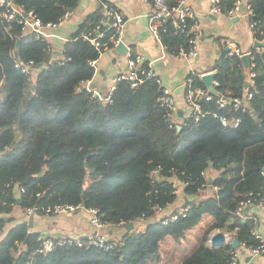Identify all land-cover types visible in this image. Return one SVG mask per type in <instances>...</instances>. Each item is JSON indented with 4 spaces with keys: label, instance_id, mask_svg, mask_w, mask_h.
Wrapping results in <instances>:
<instances>
[{
    "label": "trees",
    "instance_id": "16d2710c",
    "mask_svg": "<svg viewBox=\"0 0 264 264\" xmlns=\"http://www.w3.org/2000/svg\"><path fill=\"white\" fill-rule=\"evenodd\" d=\"M166 1L176 5L179 0ZM235 1L220 0L221 13L226 15ZM14 2L46 25L57 24L78 0ZM241 3L250 10L254 38L264 43V0ZM20 18L5 22L0 16V231L12 219L15 204L33 206L39 213L48 204L84 202L85 209H97L105 224L148 221L140 231L125 228L113 250L66 244L47 252L38 250L40 234L28 232L20 222L0 238V264H155L166 237L179 243L207 216L212 223L178 264H227L230 244L208 245L213 229L246 246L259 242L254 221L234 210L245 201L259 204L264 192V48L250 51L248 67L224 50L213 66L219 94L251 93L248 109L233 112L240 117L237 126L222 125L213 114L225 111L214 100L201 99L198 120L177 129L169 123L162 87L153 77L131 87L128 79L117 76L105 104L87 92L84 83L95 73L90 61L101 52L80 37L81 29L100 24L104 40L113 34L98 17L89 24L85 17L64 41L59 58L44 37L23 29ZM191 24L175 32L170 21L161 23L160 43L166 52L177 55L193 46ZM28 61L29 71L16 66ZM147 65L142 60L139 67ZM187 77L205 89L196 71ZM206 170H215L210 185L202 174ZM179 185L187 197L182 211L168 223L156 220L155 209L173 203ZM205 188V196L196 199Z\"/></svg>",
    "mask_w": 264,
    "mask_h": 264
},
{
    "label": "crops",
    "instance_id": "0c3cea01",
    "mask_svg": "<svg viewBox=\"0 0 264 264\" xmlns=\"http://www.w3.org/2000/svg\"><path fill=\"white\" fill-rule=\"evenodd\" d=\"M104 1L117 8L123 15L124 24L120 41L124 43L126 48L117 49L116 47H109L103 50L97 58L95 73L90 83L91 86L95 84L93 88L101 96L108 94L118 74L127 70V61L131 53L139 55L142 60L152 65L157 75L161 78L162 85L171 88L174 93L179 95L178 93L190 72L196 71L197 73L204 74L213 71V66L219 58L221 51H225V47H229L225 44V40L231 41L232 45L242 52L264 48L263 42L262 46H254L256 39L251 31L249 22L250 13L246 9V6H241V10L235 16L228 17L223 13L211 12L209 0H186L196 20L192 30L197 45L196 56L188 57L166 52L161 43L156 40L150 29L149 22L153 14V8L148 1L78 0L77 5L68 13L66 18L52 27L45 26L43 28V32L45 33L44 39L49 42L50 51H52L54 58L62 56L64 41L72 36L85 17L89 16L87 24L90 23V18L98 17L99 20L105 19ZM102 23L105 25L104 21ZM83 30L81 29L82 32ZM34 73L35 71L33 70L31 73L32 78L35 76ZM214 174L215 170H206L205 172V175L207 177L211 176L212 179ZM15 190L17 192L18 188ZM203 190L206 191L207 188L202 189L201 192ZM176 194L177 198L173 203L156 211V218L158 215L162 217L182 208L184 202L187 201L182 186L177 188ZM199 196H196L197 198L189 196V198L200 199L205 196V193ZM30 216L32 217L31 227L28 226ZM88 217L89 214L83 207L69 213L46 216L39 214L26 215L23 207L15 204L11 211L12 219L8 220L0 231V238L15 224L24 222L27 225L28 232L36 231L40 236L55 238L70 236L81 239L94 231V227L88 222ZM241 217L242 219H252L254 221L253 233L264 236V202L249 204L248 211L243 209ZM147 221L148 219L134 221L130 229L140 231ZM211 223L212 218L207 216L192 230L197 231L200 228L203 233ZM97 230L116 239H120L124 233V229L116 224H104ZM202 233L200 236H202ZM199 237L197 239L194 233H188V237L180 239L179 243H174L169 236L166 237L165 239H167L169 245L166 244L164 251L159 250L158 260L155 263L170 264L174 262V264H178L182 256L180 250L185 249L184 251H187L192 246L193 249L197 245ZM187 243L191 244V246ZM238 250V264H264L263 255H252L251 259L246 261L245 258L249 253L245 250V253L241 254L240 247Z\"/></svg>",
    "mask_w": 264,
    "mask_h": 264
},
{
    "label": "built area",
    "instance_id": "2783aa9c",
    "mask_svg": "<svg viewBox=\"0 0 264 264\" xmlns=\"http://www.w3.org/2000/svg\"><path fill=\"white\" fill-rule=\"evenodd\" d=\"M148 1L152 8L153 14L149 22L150 29L154 37L160 43V25L164 21H170L171 26L175 32H183L187 29L189 21L192 22L190 29L196 23L194 13L191 7L186 3V0H179L176 5H170L166 0H145ZM210 2V11L213 13H221V6L219 4L220 0H209ZM241 0H236L232 7L228 10L226 16L232 17L235 16L241 10ZM246 9L249 11L248 6ZM68 13H65L62 18H66ZM104 15L105 19L100 20V22H105V25L108 28L113 29V34L108 37L107 40H104L105 34L102 31L100 24H96L90 30L83 31L80 33V37L90 42L96 49L100 52L109 48L116 47L120 42V35L122 33L124 18L122 13L115 7L111 6L109 3L104 1ZM0 16L5 22H10L13 19H16L17 16L21 18L19 21L23 25L25 31H33L36 34V37H44L45 33L43 28L45 26H54L56 24H46L43 25L39 18L32 11H24L20 6L16 5L14 0H0ZM252 23H250V27ZM225 44L230 47V52L238 55L239 57L245 53L242 52L237 47L233 46L231 41L225 40ZM162 45V44H161ZM192 47L188 51L180 49L177 55L194 57L197 54V45L195 38L192 39ZM163 46V45H162ZM258 47V46H257ZM164 48V46H163ZM251 59V56H250ZM249 59V63H250ZM142 59L139 55L134 54V57H129L127 61V70L123 73H119L118 77L126 78L130 81L131 87H135L138 82L142 81L143 78L153 77L155 81L162 87L161 102L164 104L167 110V118L171 126L181 128L188 123V120L197 121L201 114V104L200 100H214L216 106L219 109H223L225 112L221 114L214 113L213 115L218 118L220 123L224 126H237L240 122V117L234 115L233 112H244L248 109V100L251 97V93H246L242 97H227L222 94L212 93L207 87L201 88L192 83V79L187 77L184 83L183 93L179 96L171 90V88L162 85L161 78L157 75L152 65L148 63L147 68L140 69V64ZM90 63L95 66L96 60H91ZM16 66H21L22 71L26 72L32 66V61L26 63L17 62ZM201 78L200 73H198ZM251 83V80H250ZM216 85V82L213 81V87ZM84 87L91 96H97L101 100L106 101L109 97L110 91L114 88V84L110 87V91L105 96H101L99 92L95 91L91 86L90 80L84 83ZM205 175V172H202ZM264 175V169L262 171ZM208 184V183H207ZM210 185V184H208ZM213 190L216 189L215 186H212ZM264 202V192L261 194L260 202ZM248 205V201L241 202L237 208L234 210L235 215L241 217L244 207ZM81 206L71 205L66 203L61 204H48L40 208V212L35 211V207L28 206L23 208L26 215L39 214L51 216L55 214H64L71 211L77 210ZM85 208V207H84ZM160 209L156 208L155 212ZM86 211L89 214L88 222L94 227V231L85 238H74L70 236H61L59 238L40 236L41 244L39 247L40 252H47L52 250L55 246H62L66 244H75L77 246H94L102 250H113L120 246V239L111 238L107 234L99 232L97 229L103 226L105 223L101 221L100 217L97 214V209L87 208ZM182 211V208L176 212L165 215L161 217L163 223H168L174 220L178 213ZM142 218H137L135 221H138ZM133 223V222H132ZM126 224L124 222H119L116 225L125 229ZM225 244H230L231 239L233 238L232 234L227 233ZM254 234V233H253ZM254 236L259 240L256 245L246 246L244 243H239V246L236 248H231L229 251V259L227 264H238V248L245 249L250 255H263L264 256V236H259L254 234ZM84 239V240H82Z\"/></svg>",
    "mask_w": 264,
    "mask_h": 264
},
{
    "label": "water",
    "instance_id": "95a60500",
    "mask_svg": "<svg viewBox=\"0 0 264 264\" xmlns=\"http://www.w3.org/2000/svg\"><path fill=\"white\" fill-rule=\"evenodd\" d=\"M16 45H18V41L16 42ZM263 43L260 42V41H254V46H262ZM117 49H120V48H126V46L124 45V43L122 41H120L118 43V45L116 46ZM225 51H229V47H225ZM17 53L15 52V55ZM249 59H250V52H245L243 53L241 56H240V60L243 64L244 67H248L249 65ZM40 66V64H37V67ZM201 80L203 81V83L205 84V86L207 87V89L212 92V93H217L215 87H213V81H214V71H210V72H207V73H204L201 75ZM249 83L246 82L245 83V86H247ZM93 85V84H92ZM95 84L92 86L94 87ZM184 85L181 87L180 89V92L178 93L179 95L182 94V91L184 90ZM32 88H34V86H32ZM104 104L106 103V101L103 102ZM177 129H180L179 127H177ZM85 179H86V176H85ZM212 177L211 176H208L207 177V183L208 184H211L212 183ZM177 185L180 184L179 181H177L176 183ZM81 207L84 208V202H82L80 204ZM249 209V204L246 205L244 207V210L245 211H248ZM6 219V218H5ZM158 221H160L161 219V215H158L157 218H156ZM31 220H32V217L30 216L29 217V220H28V226L31 227ZM131 226H133V223L132 222H128L126 224V229L129 230L131 228ZM228 234L226 232H223L222 230L220 229H214L209 235H208V245L211 246V247H215V246H220V245H223L225 244V241H226V238H227ZM230 246L231 248H236L239 246V241L233 237L231 239V242H230ZM241 254H244L245 253V249L241 248L240 250ZM252 255H247L245 260L246 261H249L251 259Z\"/></svg>",
    "mask_w": 264,
    "mask_h": 264
},
{
    "label": "rangeland",
    "instance_id": "374dc122",
    "mask_svg": "<svg viewBox=\"0 0 264 264\" xmlns=\"http://www.w3.org/2000/svg\"><path fill=\"white\" fill-rule=\"evenodd\" d=\"M31 78H32V74H31ZM33 79V78H32ZM204 191V190H203ZM204 194V192H201V195H203ZM200 197V196H199ZM194 230V229H193ZM193 230H190L188 233H194L195 234V238H197L198 239V237L200 236V234L202 233V231H201V229L199 228L197 231H193ZM188 233H187V237H188ZM187 237H185V238H187ZM191 243V242H190ZM166 244H168L169 245V243L167 242V239H165L163 242H162V244H161V248H160V250H163L164 251V247L166 246ZM188 245H190L191 246V244H189V243H187ZM193 247V246H192ZM192 247H190L187 251H184L185 249H182V250H180V254L183 256L184 254H186V253H188V252H190V250L192 249ZM181 256V257H182ZM162 260H164V259H162ZM156 264V263H155ZM170 264H174V262L173 263H170Z\"/></svg>",
    "mask_w": 264,
    "mask_h": 264
}]
</instances>
